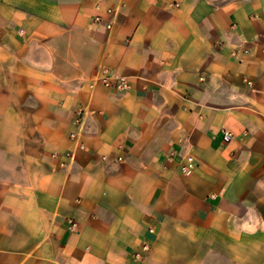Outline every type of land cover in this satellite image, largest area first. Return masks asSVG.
I'll list each match as a JSON object with an SVG mask.
<instances>
[{
    "label": "crops",
    "instance_id": "crops-1",
    "mask_svg": "<svg viewBox=\"0 0 264 264\" xmlns=\"http://www.w3.org/2000/svg\"><path fill=\"white\" fill-rule=\"evenodd\" d=\"M0 264H264V0H0Z\"/></svg>",
    "mask_w": 264,
    "mask_h": 264
},
{
    "label": "built area",
    "instance_id": "built-area-1",
    "mask_svg": "<svg viewBox=\"0 0 264 264\" xmlns=\"http://www.w3.org/2000/svg\"><path fill=\"white\" fill-rule=\"evenodd\" d=\"M107 14L112 15V10H107ZM96 22L101 23L102 17L97 16ZM106 28L108 30H111L112 24L109 23ZM235 56H237V54H235ZM102 82H103L105 87L114 89L116 91H126L129 89V83H128L127 79H125V78H123L117 74H111L107 69H105L102 72ZM78 115H79V120L77 122L80 123V120L83 117V113L79 112ZM71 137L75 138V134H72ZM223 139L225 142L230 143L233 140V136H232V134H230L228 132H224ZM53 157L56 158L57 155L55 154V155H53ZM196 168H197V162H196L195 158L191 155H187L184 158L183 163H182L183 175L185 177H191L194 174ZM71 225L73 228H77V224H75L74 222H71ZM148 249H149V247L146 245L145 250H148Z\"/></svg>",
    "mask_w": 264,
    "mask_h": 264
}]
</instances>
